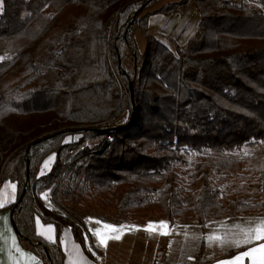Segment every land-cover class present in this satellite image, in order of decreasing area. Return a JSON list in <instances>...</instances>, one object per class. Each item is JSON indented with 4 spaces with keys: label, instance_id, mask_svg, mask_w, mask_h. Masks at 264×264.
<instances>
[{
    "label": "trees",
    "instance_id": "obj_1",
    "mask_svg": "<svg viewBox=\"0 0 264 264\" xmlns=\"http://www.w3.org/2000/svg\"><path fill=\"white\" fill-rule=\"evenodd\" d=\"M161 1L0 0V187L16 192L0 213L42 264H64L65 227L84 249L76 208L87 204L115 225L144 214L201 224L264 215V0H179L145 12ZM191 5L199 22L184 45L170 50L148 33L150 15ZM190 152L202 161L182 183L173 168ZM233 172L241 183L223 203L211 175L224 182ZM252 181L259 201L244 203ZM44 190L62 213L43 205ZM36 219L54 227V242L37 235Z\"/></svg>",
    "mask_w": 264,
    "mask_h": 264
},
{
    "label": "crops",
    "instance_id": "obj_2",
    "mask_svg": "<svg viewBox=\"0 0 264 264\" xmlns=\"http://www.w3.org/2000/svg\"><path fill=\"white\" fill-rule=\"evenodd\" d=\"M178 1L179 0H163L160 7ZM160 7L153 9L152 12ZM198 22L199 14L195 7L191 5L183 14L150 15L148 18V33L154 36L167 48L173 50L174 44L182 46L188 41L195 33ZM137 32H135L134 37L138 50L142 52L145 43L141 44L144 46H139L136 39ZM163 38L164 40H169V42L171 41V44H173L172 49L165 43ZM53 162L54 155L48 156L40 167L39 176L47 174ZM9 184L13 185V183L10 182ZM10 185L5 189V194L2 193L0 196V200L8 201L4 205L15 200L16 192ZM40 199L47 209L62 213L51 201L49 190L42 191L40 193ZM0 217L4 218L0 220V264H42L41 260L36 255L21 247L12 228L9 212H1ZM81 219L84 225V249L75 242L68 227H65L61 232L60 244L65 255L64 264H180L178 261L176 262V260L169 261L170 258L167 253V240L169 237L174 236V222L165 220L146 222L135 221L115 225L111 222L102 221L85 211L81 213ZM96 221H101V223L97 224ZM161 221L167 222L166 229L159 226V222ZM150 222L155 225V230L151 232L145 231L144 229ZM104 223L114 225L118 228L122 225L126 226L121 232L108 233V235H120L121 238L119 240L110 239L106 247L101 245L99 239L93 235V232L97 228H102ZM49 228H51V231H49ZM35 231L37 235L44 240L48 242L55 241V229L52 225L44 224L39 219H36ZM165 231L168 233L167 235L161 234V232ZM49 237H51V239H49ZM260 243H264V241L254 242L251 245L236 249L228 254L204 257L201 261H197V259L200 258V251L196 249V254L189 256L188 261L190 262L186 264H222V262L233 260L235 256L241 255L244 251L258 246ZM191 247L193 248V246ZM240 264H252V260L250 257H245Z\"/></svg>",
    "mask_w": 264,
    "mask_h": 264
},
{
    "label": "rangeland",
    "instance_id": "obj_3",
    "mask_svg": "<svg viewBox=\"0 0 264 264\" xmlns=\"http://www.w3.org/2000/svg\"><path fill=\"white\" fill-rule=\"evenodd\" d=\"M165 1V0H164ZM163 3V0L147 9L145 12H152L153 9L160 7ZM246 3V2H245ZM246 5L253 9H258L257 6L246 3ZM185 11V10H184ZM183 11V12H184ZM175 13V14H183ZM173 15V14H170ZM138 31V30H137ZM136 31V32H137ZM167 38V37H166ZM139 46H144V37L140 31L137 32L136 37ZM170 39V38H169ZM164 40V38H163ZM173 40V39H172ZM166 44L172 49L173 44L171 41L164 40ZM78 136L67 137L66 141L75 140ZM246 151H243L238 154H234L235 157L239 158L245 155ZM203 154L198 153H183V163L175 165L173 171L177 178L182 183H186L188 178L187 176L191 172L192 168L202 161ZM239 172H233L229 175L226 181L221 182L216 180V176L211 175V178L214 183V187L221 194V201L225 203L226 201H231L234 199L232 191L240 185ZM10 185L9 182H4L0 187V196L2 193L5 194L6 186ZM261 182L252 181L248 184V193L246 195L239 196V200L244 203L254 204L259 201V190ZM199 189V184H195L190 188V193L185 196L186 202H189L192 198L193 193ZM87 209L76 208L78 214L81 215L83 211L88 212L89 214L96 216H103L106 220H112V213L106 210H100L94 207L92 204H87ZM258 214L248 213L244 215H230L228 212L227 216L223 219H218L215 221H206L204 224H201L197 220H189L185 223L177 222L176 220L170 221L174 222V236L169 237L167 240L168 243V256L169 261L176 260L180 264L189 263V256L196 254V249L200 251V258L197 261L203 260L204 257H214L222 254H228L236 249L243 248L248 246L247 244L241 243L240 247H236L235 243L237 241L244 240V232L257 227L264 216H256ZM163 220L154 215L144 214L142 217L136 219V222H146V221H160ZM212 237V239H210ZM219 237L220 239H215ZM193 246V248L191 247ZM195 260L196 257L194 256ZM191 260V258H190Z\"/></svg>",
    "mask_w": 264,
    "mask_h": 264
},
{
    "label": "snow or ice",
    "instance_id": "obj_4",
    "mask_svg": "<svg viewBox=\"0 0 264 264\" xmlns=\"http://www.w3.org/2000/svg\"><path fill=\"white\" fill-rule=\"evenodd\" d=\"M9 187V186H6ZM10 187L15 190V185H10ZM7 200H0V208L4 207V204L7 203ZM4 218L0 217V220H2ZM97 224H100L101 221H96ZM159 226L161 228H167V222L161 221L159 222ZM126 227V226H120L119 228L111 225V224H107L104 223L102 225V228H97L94 232L93 235H95L99 241L100 244L103 246H107V243L110 239H115V240H119L121 238L120 235H108V233H116V232H121V230ZM135 227V226H133ZM145 231H154L155 230V225H153L151 222L149 223V225L144 229ZM49 231H51V228H49ZM161 234L163 235H167L168 233L165 232H161ZM244 240L243 241H237L235 243L236 247H240L241 243L243 244H247V245H251L254 242H258V241H264V220L261 221V223L255 227V228H251L247 231L244 232ZM49 239H51V237H49ZM210 239H212V237H210ZM215 239H220L219 237H215ZM19 250V249H17ZM245 257H250L252 260V264H264V243H260L258 244V246L252 247L247 251H244L241 255H237L234 257L233 260L231 261H226V262H222V264H240L241 261L244 260Z\"/></svg>",
    "mask_w": 264,
    "mask_h": 264
},
{
    "label": "water",
    "instance_id": "obj_5",
    "mask_svg": "<svg viewBox=\"0 0 264 264\" xmlns=\"http://www.w3.org/2000/svg\"><path fill=\"white\" fill-rule=\"evenodd\" d=\"M131 118H132V115H131ZM111 142V139H107L103 144L102 146L100 147V149L97 151V153H101L103 152L106 147L108 146V144Z\"/></svg>",
    "mask_w": 264,
    "mask_h": 264
}]
</instances>
